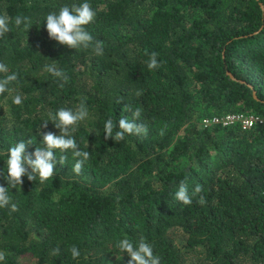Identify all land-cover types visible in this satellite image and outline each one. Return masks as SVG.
<instances>
[{
  "label": "trees",
  "instance_id": "trees-1",
  "mask_svg": "<svg viewBox=\"0 0 264 264\" xmlns=\"http://www.w3.org/2000/svg\"><path fill=\"white\" fill-rule=\"evenodd\" d=\"M83 2L0 0V15L32 19L27 32L11 23L0 38V62L18 75L0 94V152L21 140L34 151L40 132L59 134L52 122L40 128L46 114L81 100L88 117L73 135L90 152L79 175L69 152L44 184L25 176L9 189L18 210L0 208V264H127L116 243L141 237L160 264H264V123L200 124L211 114L264 113V0H87L101 56L58 44L44 27L49 12ZM48 64L69 77L62 89ZM121 117L146 124L147 136L105 139L104 122ZM181 181L189 193L201 185L206 203L177 201Z\"/></svg>",
  "mask_w": 264,
  "mask_h": 264
},
{
  "label": "clouds",
  "instance_id": "clouds-1",
  "mask_svg": "<svg viewBox=\"0 0 264 264\" xmlns=\"http://www.w3.org/2000/svg\"><path fill=\"white\" fill-rule=\"evenodd\" d=\"M96 13L91 5L85 0L80 4L63 5L58 11L49 12L44 18V27L48 37L56 41L58 44L66 46L69 49H89L91 48L95 55H103V41L94 40L93 36L87 31L86 26L94 21ZM14 23L16 28L23 25L25 32L32 26V19L27 16L17 15L14 18L7 15H0V38L11 31L10 24ZM149 59L146 62L149 70H155L161 67L158 61V53L152 51L146 52ZM44 71L57 78L58 86L62 89L67 83L69 77L62 70L57 68L55 64L44 66ZM18 75L13 72L9 74L7 65L0 62V94L8 91V86L17 81ZM137 96L142 95L141 91L136 92ZM120 101H117L119 103ZM13 103L20 105L22 98L16 95L13 98ZM126 111L130 110L125 108ZM132 111L133 119H140L141 108H136ZM88 117V109L84 100L75 110L70 108H60L55 112L49 111L46 118L42 120L40 128H47L48 123L52 122L53 126L59 130V134L51 131L40 132L42 139L41 146H36L34 151L27 152L28 145L33 144L31 140L19 141L10 146L6 152H0V157H4V167L0 168V177L6 181L7 186L0 185V208L8 207L11 212L18 210V206L12 201L9 195V189L17 188L23 184V178L26 176L29 181H39L44 184L52 179L55 174V165L59 163L64 165L68 161V153L75 160L72 166V171L77 175L83 169L85 163L90 159V152L81 150L74 133L81 121ZM104 138H111L119 143L127 136L146 137L148 133L147 125L144 123H134L127 117H121L118 121L111 118L104 122L103 126ZM163 135V130H161ZM57 153H61L57 159ZM203 192L201 185L197 184L189 193L188 185L185 181H181L178 190L175 192V199L184 205H190L193 199L200 205L206 203V199L200 193ZM115 247L119 252L127 254L129 257L127 264H160V257L154 255L153 247L141 237L138 244L134 245L129 239L119 240ZM73 259L80 256V251L76 246L69 249ZM60 254L59 248H54L51 252L53 257ZM6 255L0 251V262L5 261Z\"/></svg>",
  "mask_w": 264,
  "mask_h": 264
},
{
  "label": "built area",
  "instance_id": "built-area-1",
  "mask_svg": "<svg viewBox=\"0 0 264 264\" xmlns=\"http://www.w3.org/2000/svg\"><path fill=\"white\" fill-rule=\"evenodd\" d=\"M264 123V113L229 111L222 114H211L200 119V124L228 126L238 124L241 128H248L255 124Z\"/></svg>",
  "mask_w": 264,
  "mask_h": 264
},
{
  "label": "water",
  "instance_id": "water-1",
  "mask_svg": "<svg viewBox=\"0 0 264 264\" xmlns=\"http://www.w3.org/2000/svg\"><path fill=\"white\" fill-rule=\"evenodd\" d=\"M259 5H260V7L262 8L263 7V5H262V3L261 2H259ZM230 78H232V79H236L229 71H227L226 70V72H225ZM252 96L254 97V98H256L255 97V92H254V90H252Z\"/></svg>",
  "mask_w": 264,
  "mask_h": 264
},
{
  "label": "rangeland",
  "instance_id": "rangeland-1",
  "mask_svg": "<svg viewBox=\"0 0 264 264\" xmlns=\"http://www.w3.org/2000/svg\"><path fill=\"white\" fill-rule=\"evenodd\" d=\"M22 260H24V259H22Z\"/></svg>",
  "mask_w": 264,
  "mask_h": 264
}]
</instances>
